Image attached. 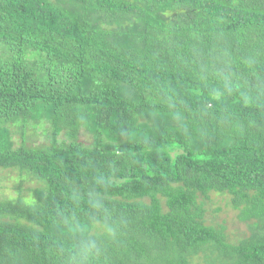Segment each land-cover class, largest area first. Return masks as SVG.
I'll return each instance as SVG.
<instances>
[{"label": "trees", "instance_id": "obj_1", "mask_svg": "<svg viewBox=\"0 0 264 264\" xmlns=\"http://www.w3.org/2000/svg\"><path fill=\"white\" fill-rule=\"evenodd\" d=\"M8 170L0 264H264V0H0Z\"/></svg>", "mask_w": 264, "mask_h": 264}, {"label": "rangeland", "instance_id": "obj_2", "mask_svg": "<svg viewBox=\"0 0 264 264\" xmlns=\"http://www.w3.org/2000/svg\"><path fill=\"white\" fill-rule=\"evenodd\" d=\"M43 142V138L34 140L37 146H40ZM14 175L15 173L9 170L2 173L0 179V200L16 196L14 192ZM29 186V184H25L23 187L26 190ZM205 209L206 223L212 226L219 224L226 227L228 242L231 244H237L238 241L247 238L249 235L246 223L238 220V211L231 209L226 197L210 194L209 200L205 201ZM217 209L220 210L216 212Z\"/></svg>", "mask_w": 264, "mask_h": 264}]
</instances>
